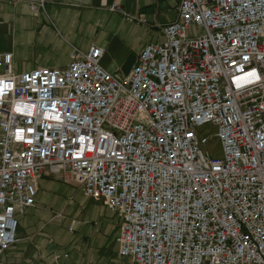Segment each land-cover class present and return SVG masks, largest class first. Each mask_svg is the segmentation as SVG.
Segmentation results:
<instances>
[{
	"label": "built area",
	"instance_id": "obj_1",
	"mask_svg": "<svg viewBox=\"0 0 264 264\" xmlns=\"http://www.w3.org/2000/svg\"><path fill=\"white\" fill-rule=\"evenodd\" d=\"M175 1L177 19L124 80L96 46L24 73L0 53V255L49 171L120 213L132 264H264V0ZM212 138L221 157L205 150Z\"/></svg>",
	"mask_w": 264,
	"mask_h": 264
},
{
	"label": "crops",
	"instance_id": "obj_2",
	"mask_svg": "<svg viewBox=\"0 0 264 264\" xmlns=\"http://www.w3.org/2000/svg\"><path fill=\"white\" fill-rule=\"evenodd\" d=\"M28 1L0 0V53L13 55L16 73L66 69L75 54L96 46L106 51L103 68L124 80L145 47L162 41L163 28L178 17L175 0H43L45 10L37 13ZM37 186L36 205L18 216L17 242L0 255V264H89L88 222L83 203H73L75 189L86 198L81 187L49 171Z\"/></svg>",
	"mask_w": 264,
	"mask_h": 264
},
{
	"label": "rangeland",
	"instance_id": "obj_3",
	"mask_svg": "<svg viewBox=\"0 0 264 264\" xmlns=\"http://www.w3.org/2000/svg\"><path fill=\"white\" fill-rule=\"evenodd\" d=\"M191 35L203 34L202 29L189 31ZM204 135L212 136L215 130L206 126L201 129ZM205 150L212 157H221L220 143L213 139ZM86 199V198H85ZM80 196L79 190H73L74 205L83 203L82 215L89 229V238L85 240L90 245L89 264H132L129 259L119 255L117 237L121 225L120 213L111 208L105 201L85 200Z\"/></svg>",
	"mask_w": 264,
	"mask_h": 264
},
{
	"label": "snow or ice",
	"instance_id": "obj_4",
	"mask_svg": "<svg viewBox=\"0 0 264 264\" xmlns=\"http://www.w3.org/2000/svg\"><path fill=\"white\" fill-rule=\"evenodd\" d=\"M249 75L252 76V77L259 78V77L257 76V73H256V72H252V73H250ZM8 88H9V85L4 84L3 87L0 88V94H2V92H3L4 89H8ZM24 107H26V105H25ZM53 107H54V105H53ZM16 111L20 112V111H23V109L21 108L20 105H17V107H16ZM28 115H31V113L29 112ZM52 119H55V120L59 121L60 116H59V115H56V116L52 117ZM81 140H83V138H81Z\"/></svg>",
	"mask_w": 264,
	"mask_h": 264
},
{
	"label": "clouds",
	"instance_id": "obj_5",
	"mask_svg": "<svg viewBox=\"0 0 264 264\" xmlns=\"http://www.w3.org/2000/svg\"><path fill=\"white\" fill-rule=\"evenodd\" d=\"M23 106H21V108H22Z\"/></svg>",
	"mask_w": 264,
	"mask_h": 264
}]
</instances>
